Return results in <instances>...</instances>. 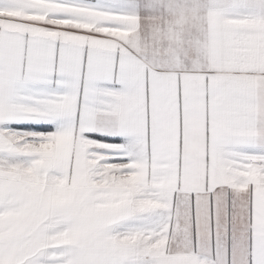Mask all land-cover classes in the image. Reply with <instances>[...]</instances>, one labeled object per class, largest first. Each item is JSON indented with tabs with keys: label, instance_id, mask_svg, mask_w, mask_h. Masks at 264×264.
I'll use <instances>...</instances> for the list:
<instances>
[{
	"label": "snow or ice",
	"instance_id": "snow-or-ice-1",
	"mask_svg": "<svg viewBox=\"0 0 264 264\" xmlns=\"http://www.w3.org/2000/svg\"><path fill=\"white\" fill-rule=\"evenodd\" d=\"M0 264H264V0H0Z\"/></svg>",
	"mask_w": 264,
	"mask_h": 264
}]
</instances>
